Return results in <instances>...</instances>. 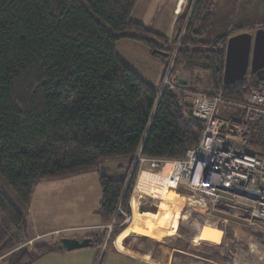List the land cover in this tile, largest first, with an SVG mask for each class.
<instances>
[{"label":"trees","instance_id":"16d2710c","mask_svg":"<svg viewBox=\"0 0 264 264\" xmlns=\"http://www.w3.org/2000/svg\"><path fill=\"white\" fill-rule=\"evenodd\" d=\"M137 1L0 0V178L23 206L0 189V264H29L51 252L49 245L15 249L27 239L24 209L42 180L97 171V214L115 224L109 240L130 211L136 157L182 158L198 143L203 122L192 115L181 83L162 87L143 79L118 57L120 39L161 51L154 55L165 57L166 66L172 60V67L208 70L211 90L204 92L239 102L251 87H264L256 76L251 86L245 79L222 83L228 37L257 27L230 25L208 41L215 0H189L176 19L172 57L164 35L131 18ZM113 158L110 173L104 163ZM105 237L89 238L100 246Z\"/></svg>","mask_w":264,"mask_h":264},{"label":"crops","instance_id":"0c3cea01","mask_svg":"<svg viewBox=\"0 0 264 264\" xmlns=\"http://www.w3.org/2000/svg\"><path fill=\"white\" fill-rule=\"evenodd\" d=\"M154 1L167 3L172 11L171 15H176L175 17L183 15L189 3V0ZM252 2L253 0H215L211 24L205 33V39L210 40L221 35L230 25L238 27L249 25V21L254 17L251 14ZM154 15H160L159 10H155V4L150 3V0H138L131 13V18L144 24L148 29L161 33L167 40L170 39L167 37L166 30L155 28L152 25L155 19ZM172 16L167 18V21H170ZM161 20H164V17ZM168 24L170 25V22ZM176 26L175 24L172 32L174 41L178 33ZM117 54L120 60L143 79L160 85L165 68L163 69L160 65L155 68V75H153V65L159 59L147 46L123 38L117 42ZM148 177L150 180V174L142 173L140 175L136 186L138 192L143 187L147 188L150 185ZM162 178L167 180V177ZM178 193L184 194L181 189ZM182 198H184V203H178V207L174 211V218L167 219V223H170L167 225H171V231L167 232L165 227L164 230L168 235L152 236L150 234H153L155 228L146 227V225L142 227L144 230L141 232L136 229L140 225L139 222L144 220L143 215L148 216L153 213L151 210H159V208L156 209L157 207L154 208V206L145 205V202H140L141 206L134 204L130 209V221L128 222L130 225L124 230L126 233L123 232V236H115L112 242H108V237H105L100 246L92 245L90 242L87 247L73 250L65 249L60 242L62 238L60 237L59 240L56 239L47 244L53 247L51 252L37 256L29 264H264V244L256 242L253 233L252 235L250 233L251 230L241 223L230 219L221 220L207 214L202 210L207 208L197 204L192 195ZM87 214L88 218L64 226L63 229L90 227L92 223H97V207L88 210ZM91 216H95V218L92 219ZM92 220L94 221L91 222ZM173 220L178 223L176 224L174 221V224H171ZM29 227L32 226L27 221L28 235L31 234ZM67 237H76L81 240L86 235H79L75 232ZM221 239L228 240L231 245L226 246L221 242ZM173 252L176 253L175 256L172 255ZM233 257L236 258L237 263L232 260Z\"/></svg>","mask_w":264,"mask_h":264},{"label":"built area","instance_id":"2783aa9c","mask_svg":"<svg viewBox=\"0 0 264 264\" xmlns=\"http://www.w3.org/2000/svg\"><path fill=\"white\" fill-rule=\"evenodd\" d=\"M166 85L174 87L168 78L162 87ZM191 112L203 122L198 143L182 158L138 155L139 174L169 165L176 182L207 208L202 210L241 223L264 241V151L257 147L264 145V87H251L239 102L221 92H197ZM123 215L122 223H128L130 214Z\"/></svg>","mask_w":264,"mask_h":264},{"label":"rangeland","instance_id":"374dc122","mask_svg":"<svg viewBox=\"0 0 264 264\" xmlns=\"http://www.w3.org/2000/svg\"><path fill=\"white\" fill-rule=\"evenodd\" d=\"M150 3L155 4V10L158 9L160 13L159 16L154 15L155 19L152 25L158 29L163 28L164 30H166V32H168L166 33L167 37L170 38L168 39V42H170V45L173 47L171 51L172 57H175V54L178 50V45L177 43L174 44L175 41L172 37V32L175 28V21L177 17H175L176 15H171L172 11L167 3L155 2L154 0H150ZM251 5V9H253L251 14L254 17L252 18L253 20L249 21V25H246L249 30L251 29V27L264 26V0H253ZM254 10L256 11V13H254ZM170 16H172V19H170V21H167V18H170ZM162 17H164V20H161ZM168 22H170V25L168 24ZM250 31L253 32L254 30ZM175 38H177V34ZM204 38L206 37L204 36ZM157 59H159V61H157L155 65H153V75H155V68L161 65L163 69L166 68L161 79V86H163L166 78H168L169 83L176 82L179 79L185 80L186 83L179 84L178 88L184 92L183 94L185 101H187L188 103L191 104L192 99L197 92L211 90L208 70H205L200 65L196 64L187 66L181 63L176 64L172 67V60L170 61V63H168V66H166L167 59L165 57L161 58L159 56L157 57ZM254 76L256 75L250 76L248 74L245 80L249 82V77ZM116 161L117 159L113 158L107 160V162L104 163L105 167L110 170L108 172L113 173L115 171L113 167L116 166ZM133 166L135 167L136 163H134ZM146 169L144 171V174H150V180L152 181H150L148 177L147 179L150 185L147 188L141 187L142 189H140V191L138 192L136 186L138 178L140 176V171L137 167V171L133 180L130 209L134 204L141 206L140 202H145V205H151L154 206V208L157 207L156 209L159 208L158 211L151 210V212L156 213L154 216L152 215L153 213L148 216L143 215L144 220H141L139 222L140 225L137 224L139 226L136 227V229L141 232L142 230H144L142 227H144L145 225L146 227H153L155 229H153V234L150 235L161 237V235H168L166 231H171V225H167L170 224L167 223V219L170 218L172 220L174 218V211L175 208L177 209L178 203H184V198L182 197L191 195V193L183 185H180L176 182V180L170 173L169 165H167L163 170L160 171H149ZM129 172L132 173V170ZM162 177H167V180H164ZM0 189L18 208L23 209V206L17 200L15 194L9 189V187L3 182L1 178ZM179 189H181L184 194L178 193ZM100 195L101 190L98 183V172L95 170L66 178L42 180L40 183H38L36 189L34 190L29 207L24 209L26 211V219L28 221V224L32 226L29 227V232L31 234L27 235V239L19 238V243L15 247V249L17 250L20 247H27L28 249L32 250V248L36 245H47L48 243H51L56 239L59 240L60 237H66L65 235L69 236L70 234L72 235V233L75 232H77V234L79 235H86V237H91L95 234H104L106 237H108L113 226L115 225L114 220L108 223H103L100 221L98 214V220H96L97 223H92L90 227L74 229L71 228V230L63 229L64 226L75 224L84 220L85 218H88V210L95 209L96 207L98 209ZM154 208L152 207V209ZM91 218L94 219L95 216H91ZM93 221L94 220H92L91 222ZM174 221L176 224L178 223V221L173 220L171 224H174ZM122 222L120 226L121 229L114 236H111L108 242H112L115 236L120 235L121 237L124 235V233H126V231L124 232V230L130 224L128 225L127 222ZM164 227L166 231L164 230ZM14 230L19 233L18 230ZM251 231L250 233L252 235L253 232ZM143 232L145 233V231ZM157 234H159V236H157ZM256 242L264 244V241L261 242L256 240ZM175 254L176 253L173 252L172 255L175 256ZM232 260L236 262V258L233 257Z\"/></svg>","mask_w":264,"mask_h":264},{"label":"water","instance_id":"95a60500","mask_svg":"<svg viewBox=\"0 0 264 264\" xmlns=\"http://www.w3.org/2000/svg\"><path fill=\"white\" fill-rule=\"evenodd\" d=\"M153 53L161 51L153 50ZM165 54V53H164ZM260 76L264 74V28L257 27L253 32L243 31L228 37L225 46V59L222 83L230 86L234 83L243 81L247 75ZM264 79V76H262ZM180 83L186 81L179 79ZM62 246L67 250L87 247L90 245V238L85 237L81 240L76 237H62ZM226 246L231 243L226 239H221Z\"/></svg>","mask_w":264,"mask_h":264},{"label":"flooded vegetation","instance_id":"af4514ba","mask_svg":"<svg viewBox=\"0 0 264 264\" xmlns=\"http://www.w3.org/2000/svg\"><path fill=\"white\" fill-rule=\"evenodd\" d=\"M255 75V74H254ZM257 76V75H256ZM262 76H264V74H261L260 76H257V78L259 79H263Z\"/></svg>","mask_w":264,"mask_h":264}]
</instances>
